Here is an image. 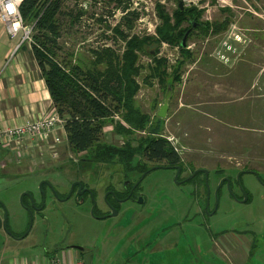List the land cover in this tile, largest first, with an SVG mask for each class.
<instances>
[{
	"label": "rangeland",
	"instance_id": "1",
	"mask_svg": "<svg viewBox=\"0 0 264 264\" xmlns=\"http://www.w3.org/2000/svg\"><path fill=\"white\" fill-rule=\"evenodd\" d=\"M122 1L66 0L65 16L60 18L61 56L71 55L75 63L90 62L91 52L105 47L120 55L125 43L115 33L116 26L129 38L157 39L162 26L158 6L165 8L173 24L179 1L184 9L195 8L198 25L207 26L192 29L187 39L192 61L177 68L182 60L178 47L163 43L159 48L158 58L174 66L167 73L176 68L180 72L171 85L167 118L157 117L166 87L147 78L155 68L151 44L138 53L142 68L135 105L149 119L147 127L159 123L162 131L157 136L171 142L182 157L179 181L204 169L209 172L207 184L203 173L195 182L192 178L178 184L174 170L155 169L142 181L143 204L125 201L111 211L115 215L98 219L90 214V199L82 204L53 202L49 185L41 184L48 182L64 193L72 181L81 180L96 190L98 213L105 214L107 186L122 190L125 180H138L141 174L126 175L119 165L79 164L84 154H72L67 142L58 146L56 158L46 146L42 151L33 148L20 164L0 169V205L4 204L17 234L28 223L23 194L39 200L45 193L47 204L56 208L45 211L50 215L48 226L36 219L24 240L14 239L4 229L12 239L6 244L0 236V264L44 256L43 250L55 244L84 247L94 253L92 264H264V0ZM126 4L139 14L131 29L121 20L119 7ZM191 28L188 19L183 29ZM116 116L106 121L103 141L122 147L125 137L115 128L127 124L121 114ZM133 131L134 147L140 138L153 136L149 130ZM5 156L14 161L13 153ZM138 162L143 169L155 166L141 157L134 165ZM247 170L258 177L244 173L238 183V173ZM223 179H229V185L220 186ZM244 193L248 200L241 203ZM71 252L73 263L83 262L77 251Z\"/></svg>",
	"mask_w": 264,
	"mask_h": 264
},
{
	"label": "trees",
	"instance_id": "2",
	"mask_svg": "<svg viewBox=\"0 0 264 264\" xmlns=\"http://www.w3.org/2000/svg\"><path fill=\"white\" fill-rule=\"evenodd\" d=\"M65 1L24 0L20 6V14L24 24L33 27L30 45L32 56L49 91L52 107L65 121L69 150L77 156L84 154L79 164L85 162L89 165H119L127 172L126 175L130 172L142 174L147 170L143 169L142 163L134 165L136 157H141L146 163L155 166L182 167V157L171 142L157 136L162 131L160 124L156 122L155 126L147 127L150 124L149 119L136 108L135 97L139 91L137 78L142 68L138 53L151 44L153 53L150 57L155 63V68L151 69L147 78H154L167 90L168 85H173L179 79L180 72L177 68H182L185 61H192L193 54L187 47H181V41L189 30L183 29V23L190 19V25L194 21L198 24L199 13L195 8L181 10L178 5L173 13V24L165 8L158 6L157 16L162 26L157 30V39H141L138 36L129 38L130 35L125 34L119 25L114 31L125 43V49L120 55L105 47L91 52L92 61L75 63L70 58L71 55L61 56L60 18L65 16L62 11ZM117 1L120 4L123 2ZM129 8L127 4L119 7L123 13V25L131 29V23L138 19L139 14L129 11ZM206 26L203 24L198 30ZM163 43L178 47L182 59L178 63L179 67L172 73H167L168 69L174 67L170 65L169 60L158 58L159 48ZM168 79H171L169 84L166 82ZM119 114L127 124V127L119 124L115 128L116 134L125 137L122 147L103 141L106 121ZM133 130H149L153 136L144 140L140 138L137 140L138 146L134 147ZM200 174L202 173H197L191 182H195Z\"/></svg>",
	"mask_w": 264,
	"mask_h": 264
},
{
	"label": "crops",
	"instance_id": "3",
	"mask_svg": "<svg viewBox=\"0 0 264 264\" xmlns=\"http://www.w3.org/2000/svg\"><path fill=\"white\" fill-rule=\"evenodd\" d=\"M51 107L49 91L30 46H21L20 35L11 37L5 24L0 22V127L21 124L29 115L43 114ZM6 153L7 156H12L10 149L0 146V169L3 164L11 161V158L6 160ZM22 159H25V155ZM0 236L6 244L12 239L3 230H0ZM71 251L67 250L59 255L65 264L73 263ZM44 253V256H36L30 261L22 260L11 264H44L46 250Z\"/></svg>",
	"mask_w": 264,
	"mask_h": 264
},
{
	"label": "built area",
	"instance_id": "4",
	"mask_svg": "<svg viewBox=\"0 0 264 264\" xmlns=\"http://www.w3.org/2000/svg\"><path fill=\"white\" fill-rule=\"evenodd\" d=\"M24 0H0V22L5 24L7 32L11 37H21V46L32 43L33 27L24 24L20 14V6ZM11 4L12 9L7 6ZM116 116V115H114ZM117 119V116H116ZM65 121L59 116L56 109L51 107L43 114H31L18 125L0 127V146L12 151L14 161L10 164H20L22 157L27 155L29 150L38 148L42 151L43 146L48 147L49 155L53 158L58 156L57 148L66 139ZM24 153V154H23ZM7 164H3L1 168ZM44 264H65L59 257H52ZM71 264H84L71 263Z\"/></svg>",
	"mask_w": 264,
	"mask_h": 264
},
{
	"label": "flooded vegetation",
	"instance_id": "5",
	"mask_svg": "<svg viewBox=\"0 0 264 264\" xmlns=\"http://www.w3.org/2000/svg\"><path fill=\"white\" fill-rule=\"evenodd\" d=\"M191 35V33L189 34V36ZM188 36V38H189ZM159 167V168H156ZM176 167H180V166H173V167H168L167 166H150L148 168H146L147 170L144 171L141 174V177L138 180L132 181L131 179L125 180L122 184V190H118L115 187H111V186H107L106 191L104 194V200H105V207H106V212L105 214H99L98 213V205L96 204L95 200L97 198V192L95 189L88 187V185L84 182H82L81 180H74L69 184V188L67 189V191H65L64 193L59 192L57 188H55L53 185L49 184L48 182L46 183H42V185L48 184L49 187V191L53 196V202H56V200L60 203L62 202H68L70 200H74L76 203L78 204H82L85 202V200L90 199L92 207L94 204H96L95 210H94V214L96 216V218L100 219L102 217H109L111 215V211L112 210H119V204L125 202V201H132V202H136L138 203V200L141 197L140 195V190H141V184L143 179L153 170L155 169H174L175 174H176ZM181 168V172H182V167ZM144 176V178H142ZM142 178V180H141ZM141 181L138 185L137 183ZM227 183H225L224 185H226ZM41 185V187H42ZM243 199V197L241 199H239V201H241ZM27 202L28 204L25 205V209H26V214L28 217V223H27V227L26 230L21 232V233H15L14 231H12L11 227V221H10V216L7 215L5 208L3 207V205H0V209L2 210L3 214L1 216L0 214V230H3L5 233L6 231L4 229H7L8 233L10 234V236H14L13 238L16 240H24L26 239L29 234L32 231V227H33V222L38 219L39 222H43L42 225H45L46 227L48 226L46 224V222L49 220L50 215H47L45 213V211L48 209V211H52L56 208V206H52V205H48L47 204V196L44 193V195L41 196V198L39 200L35 199L34 196H32L29 193H25L22 201ZM139 204V203H138ZM91 207V209H92ZM90 209V211H91ZM16 217V216H15ZM105 218V219H106ZM5 226V228L3 227ZM7 234V233H6ZM43 237H46L45 235ZM46 243V242H45ZM67 245H60V244H55L53 245L50 249L46 250V257L44 258L45 261H47L49 258L52 257H59V255L64 252L67 251ZM45 251V250H44ZM78 254H80L81 260L84 263V256L88 255V254H92V259L94 257V253L92 252H84V253H80L78 252Z\"/></svg>",
	"mask_w": 264,
	"mask_h": 264
},
{
	"label": "water",
	"instance_id": "6",
	"mask_svg": "<svg viewBox=\"0 0 264 264\" xmlns=\"http://www.w3.org/2000/svg\"><path fill=\"white\" fill-rule=\"evenodd\" d=\"M179 6H180L181 10L184 9V8H183V4H182L181 1H179ZM198 26H199L198 24H196L195 22H192V28L189 29V30L185 33V35H184V37H183V39H182V41H181V47H182V48H186V47H187V39H188L189 34L191 33L192 29H195V28H197ZM172 91H173V89H172L171 85H168L167 90H166V93H165V97H164L163 104H162V106L160 107V109H159V111H158V113H157V117H158L159 119L164 120V119H166L167 116H168V111H169V108H170L169 103H170V100H171ZM156 168H159V167H156ZM167 168H168V167H167ZM175 170H176V174H175L174 180H175V182L178 183V184H180V183H185V182L190 181L192 178H194V176H195L197 173H203V174L205 175V178H206V184H207V180H208V176H209V172H208L207 170H204V169L196 170V171H194V172L192 173V175H191L190 177H188V178L185 179L184 181H179V179H178V178H179V175H180V173H181V168H180V167H176ZM244 173H246V172H245V171H241L240 173H238V175H237V177H236L238 183H239V178H240V176L243 175ZM251 173H254V174L258 177V174H257L255 171H252ZM144 176H145V175H143L142 178H144ZM142 178H141V180H142ZM140 182H141V181H139V182L137 183V185H138ZM223 182H226L228 185H229V183H230V182H229V179H223V180L221 181V183H220V186L222 185ZM41 185H42V184H41ZM23 196H24V194L21 196V200H22ZM247 200H248L247 195L244 193V197H243V199H242L241 201H239V202H241V203H246ZM143 202H144L143 198H140V199L138 200V203H139V204H143ZM95 207H96V204L93 205V207H92V209H91V211H90V214H91L92 217H95V218H96V216H95V214H94ZM115 214H116V211H114V213L111 214L110 216H113V215H115ZM110 216H109V217H110ZM105 218H106V217H102V218H100V219H105ZM0 227H1V226H0ZM3 227L5 228V226H3ZM0 229H1V228H0ZM11 237H14V236L12 235ZM67 249H68V250H75V251L80 252V253H84L85 250H86L84 247L76 246V245H74V246H69V247H67ZM84 264H92V254H88V255H85V256H84Z\"/></svg>",
	"mask_w": 264,
	"mask_h": 264
},
{
	"label": "clouds",
	"instance_id": "7",
	"mask_svg": "<svg viewBox=\"0 0 264 264\" xmlns=\"http://www.w3.org/2000/svg\"><path fill=\"white\" fill-rule=\"evenodd\" d=\"M7 8H8L9 10H11V9H12V5L9 4V5L7 6Z\"/></svg>",
	"mask_w": 264,
	"mask_h": 264
}]
</instances>
